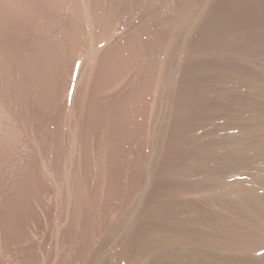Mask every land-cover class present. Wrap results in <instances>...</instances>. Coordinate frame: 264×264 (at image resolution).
Instances as JSON below:
<instances>
[{"label":"rangeland","instance_id":"rangeland-1","mask_svg":"<svg viewBox=\"0 0 264 264\" xmlns=\"http://www.w3.org/2000/svg\"><path fill=\"white\" fill-rule=\"evenodd\" d=\"M77 1L0 0V264H166V247L153 238L187 233L172 229L170 212L200 228L208 206L162 162L189 166L212 150L230 161L233 145L263 158L264 0H90L91 37L102 45L92 75ZM240 1L262 12L245 16ZM154 26L174 41L164 68L173 75L171 85L157 76L140 99L139 49ZM174 186L184 188L176 210ZM156 196L174 208L162 221L146 214Z\"/></svg>","mask_w":264,"mask_h":264},{"label":"bare ground","instance_id":"bare-ground-1","mask_svg":"<svg viewBox=\"0 0 264 264\" xmlns=\"http://www.w3.org/2000/svg\"><path fill=\"white\" fill-rule=\"evenodd\" d=\"M98 1V0H97ZM101 1V0H100ZM151 2L152 0H148ZM235 1V0H233ZM246 1V0H245ZM248 1V0H247ZM47 2V1H46ZM76 2H78L76 0ZM93 1L90 0H80L79 4V14L82 15V24L81 22L76 24L80 26V31L78 30L79 34L82 30L85 32V37L87 35L86 41H88L86 48V61H84V66L88 67L87 70L89 71V75H92V69L94 67L95 62V55H97V52L99 51L100 46H102L100 43L101 41L94 42L93 40V32L92 30V19L89 14V9L90 5ZM232 2V1H231ZM239 2V1H238ZM244 2V1H242ZM251 2V1H250ZM248 2L246 5L240 7L239 6L243 3H238V7H236V13L239 12H244L245 16H248L249 14H253L254 11L259 12L260 10L258 9L260 6L257 4H254L253 2L250 3ZM73 3V2H72ZM155 3V2H154ZM93 4V3H92ZM235 4V3H234ZM260 4V3H259ZM77 5V4H76ZM75 5V6H76ZM100 5V4H99ZM72 6V5H71ZM74 6V4H73ZM234 7V8H235ZM74 8V7H73ZM76 8V7H75ZM230 8V7H229ZM233 8V9H234ZM92 9V8H91ZM77 10V9H75ZM160 10V9H159ZM229 10V9H228ZM78 11V10H77ZM234 11V10H233ZM238 12V13H239ZM241 12V14H242ZM262 12V10L260 11ZM74 13V12H73ZM91 13V11H90ZM228 13V12H227ZM235 13V16H236ZM234 14V13H233ZM247 14V15H246ZM260 14V13H258ZM256 13V15H258ZM80 15V16H81ZM161 15V13H160ZM228 15V14H226ZM240 15V14H239ZM244 15V14H243ZM254 15V14H253ZM252 15V16H253ZM254 15V16H256ZM250 16V15H249ZM248 16V17H249ZM251 16V17H252ZM217 17V16H216ZM224 17V16H223ZM261 17V15H260ZM263 17V15H262ZM74 18V17H73ZM220 18V17H218ZM80 19V18H78ZM225 19V18H224ZM240 19V18H239ZM243 19V18H242ZM241 19V20H242ZM250 19V18H249ZM95 20V19H94ZM158 20V19H157ZM159 20H161L159 18ZM219 20V19H218ZM245 21V20H244ZM95 22V21H94ZM93 22V23H94ZM225 22V21H224ZM239 22V21H238ZM246 22V21H245ZM164 23V21H162ZM223 24V23H222ZM221 24V25H222ZM166 25V24H165ZM158 26V25H157ZM162 26V25H161ZM220 26V24H219ZM75 27V26H73ZM83 27V28H82ZM96 27V26H95ZM222 27V26H221ZM82 28V29H81ZM116 28V27H115ZM156 26L153 27V29H145L143 31V34L146 35V39L141 45V48L138 50L139 54H141L144 58L145 61V69L143 70V74L141 78L140 88L138 90H135V94L138 95V97H141L145 94L143 93V90L145 88L149 87L153 84L155 78L157 76H161L164 80V82H167L168 84L171 82V77H172V70L168 69L169 65L171 64V61L169 62V59L171 55L173 56L175 51V48L172 49L171 43L174 41L171 39H168L165 37L162 33H159L156 31ZM163 28V27H162ZM167 28V27H166ZM160 30V29H159ZM158 30V31H159ZM163 30V29H162ZM166 30V29H165ZM170 30V29H169ZM164 31V30H163ZM168 31V30H167ZM173 31V30H172ZM222 31V30H221ZM225 31V30H224ZM223 31V32H224ZM76 31L75 34L78 33ZM166 33V32H165ZM164 33V34H165ZM234 33V32H233ZM142 34V35H143ZM236 35V34H235ZM92 36V37H91ZM141 36V35H140ZM139 36V37H140ZM144 36V35H143ZM168 36V35H167ZM170 36V35H169ZM227 36V35H225ZM236 37V36H235ZM73 39L74 43L76 44L79 40L78 37ZM82 37H80L81 40ZM217 39V37H215ZM232 39V37H230ZM132 39V38H131ZM140 39V38H138ZM234 39V37H233ZM130 40V38H129ZM70 41V40H69ZM85 41V43H86ZM140 41V40H138ZM171 41V43H170ZM173 41V42H172ZM212 41V40H211ZM242 41V40H241ZM80 42V41H79ZM83 42V41H82ZM127 42V41H126ZM130 42V41H129ZM127 43V46L129 48L131 47L132 49H128L129 51H133V49L136 48V44L133 41V44H135V47L131 44L132 40L130 43ZM233 42V40H232ZM244 42V41H243ZM84 43V42H83ZM139 43V42H138ZM79 44V43H77ZM129 44V45H128ZM131 44V46H130ZM185 44V43H184ZM234 44V43H233ZM232 44V45H233ZM239 44V43H236ZM72 45V44H71ZM70 45V48H72ZM74 45V44H73ZM72 45V46H73ZM126 45V43H125ZM225 45V44H224ZM243 45V44H242ZM79 49L76 47L75 52L80 51L81 44H79ZM126 49L127 47L124 46ZM134 47V48H133ZM69 48V50H70ZM122 49V50H123ZM73 50V49H72ZM71 50V51H72ZM120 50V49H119ZM136 50V49H135ZM102 51V50H101ZM124 51V50H123ZM137 51V52H138ZM141 52V53H140ZM242 52V51H241ZM129 53V52H128ZM133 53V52H132ZM135 53V51H134ZM133 53V54H134ZM132 54V55H133ZM115 55V54H114ZM119 55V54H118ZM135 55V54H134ZM115 57V56H114ZM233 57V56H232ZM75 58V57H74ZM133 58V57H132ZM139 58V57H138ZM123 59V58H122ZM82 60V59H81ZM121 60V59H120ZM97 61V60H96ZM139 61V60H138ZM120 64V63H119ZM221 64V63H220ZM167 65V66H166ZM98 66V63H97ZM144 66V65H143ZM165 67H168V71H164ZM99 68V67H98ZM84 69V68H83ZM163 69V70H161ZM220 69V68H219ZM86 70V69H85ZM84 70V71H85ZM95 70V69H94ZM82 71V70H81ZM139 71V70H138ZM92 72V73H90ZM140 72V71H139ZM142 72V71H141ZM83 73V72H82ZM138 73V72H137ZM86 74V72H85ZM84 74H80L79 76H82ZM84 77V76H83ZM87 77V76H86ZM84 77V78H86ZM90 77V76H89ZM92 77V76H91ZM80 78V77H79ZM78 78V79H79ZM87 79V78H86ZM84 79V80H86ZM80 80V79H79ZM83 80V79H81ZM83 80V81H84ZM162 80V81H163ZM90 82V81H89ZM166 83V84H167ZM89 84V83H88ZM87 84V85H88ZM134 84V83H133ZM85 85V84H84ZM159 85V84H158ZM171 85V84H169ZM168 85V86H169ZM137 87V86H135ZM133 87V88H135ZM138 88V87H137ZM135 88V89H137ZM148 89V88H147ZM146 89V90H147ZM154 89V88H153ZM152 89V90H153ZM156 89V88H155ZM145 90V91H146ZM151 90V91H152ZM157 91V90H156ZM132 96H134V91H132ZM143 93V95H142ZM151 93V92H150ZM155 93V92H154ZM156 95V94H154ZM130 97V98H131ZM137 99H136V98ZM138 97L135 95L134 98H132L131 101H136L139 100ZM151 97V96H150ZM156 98V97H155ZM134 99V100H133ZM143 99V98H142ZM162 99V98H161ZM153 101V100H152ZM132 102V103H133ZM141 103V102H140ZM134 106H137L136 103H133ZM133 106V107H134ZM122 110V109H121ZM130 110V109H129ZM127 111V109H126ZM124 112V111H123ZM122 113V112H121ZM126 113V112H125ZM119 116V115H118ZM128 117V116H127ZM124 118V116H123ZM154 118V117H153ZM262 118V117H261ZM121 119V118H120ZM128 119V118H127ZM122 120V119H121ZM261 120V119H260ZM126 119H124V122ZM262 121V120H261ZM74 122V121H73ZM123 122V123H124ZM167 123V122H166ZM148 124V123H147ZM158 124V123H157ZM260 124V123H259ZM129 125V124H128ZM165 125V124H164ZM264 125V124H263ZM125 126V125H124ZM144 126V125H143ZM115 127V126H114ZM153 127V126H152ZM135 128V127H134ZM137 128V127H136ZM139 128V127H138ZM143 128V127H142ZM141 128V129H142ZM159 128V126H158ZM156 129V128H155ZM164 129V128H163ZM264 129V127H263ZM262 129V131H263ZM74 130V129H73ZM134 130V129H133ZM140 130V129H139ZM143 130V129H142ZM152 130V129H151ZM159 130L156 129L155 132ZM250 130V129H249ZM115 131V130H114ZM119 131V130H118ZM160 131V130H159ZM165 131V130H164ZM142 132V131H141ZM154 132V133H155ZM251 132V131H250ZM259 132V131H258ZM75 133V132H74ZM123 133V132H121ZM129 133V132H128ZM133 133V132H132ZM135 133V132H134ZM147 133H149L147 131ZM157 133V132H156ZM155 133V134H156ZM160 133V132H158ZM157 133V134H158ZM255 133V132H254ZM127 134V133H126ZM164 134V133H163ZM109 135V134H108ZM116 135V134H115ZM160 135V134H158ZM149 136V135H148ZM260 136V135H259ZM258 136V137H259ZM73 137V136H72ZM132 137V136H131ZM152 137V136H151ZM158 137V136H157ZM125 138V136H124ZM146 138V137H145ZM154 138V137H153ZM162 138V137H161ZM261 138V137H260ZM108 139V138H107ZM113 139V137L111 138ZM144 139V138H143ZM141 139V140H143ZM118 140V138H117ZM139 140V139H138ZM137 140V141H138ZM149 140V139H148ZM103 141V140H102ZM114 141V140H113ZM152 141V140H151ZM160 141V140H159ZM135 142V140L133 141ZM142 143V142H141ZM155 143V142H154ZM201 143V142H200ZM105 144V143H104ZM114 144V143H113ZM143 144V143H142ZM147 144V143H146ZM204 144V143H203ZM257 145V150L258 152L263 156L261 159H255L253 156H249L247 153V150H240L241 148L238 146H230L227 149V154L230 158L232 157V160L230 161H225V162H218L216 161L217 156L215 155L216 151H205L207 153V158L205 159L206 161L204 162H199V163H190L189 166H183L185 165H177L174 164L173 162L166 161L161 164V169H165V171H172L175 172V177L173 179H177V181L185 188V190H188L193 193H197L201 198L204 199V202L206 206H208L206 211H203L202 213H199V221H201V226L200 228H194L191 227L188 222H190V218L188 217H181L177 216L176 212L171 214V216L168 217L171 218V222L175 226L172 227L174 230H178L179 228H185L187 233L184 236L177 237L174 235V239L168 238L165 239L164 235L161 233L158 234L156 237H152L153 239L156 238L155 242H158L165 245V252L161 253V255L166 256L168 258V263L166 264H206L205 262L210 259V261H215L214 264H264V171H260L259 168L257 167L262 165L261 163L264 162V139H259L258 142L256 143ZM110 145V144H109ZM108 145V146H109ZM201 145V144H200ZM199 145V146H200ZM126 146V145H125ZM130 146V145H129ZM149 146V145H148ZM229 146V145H228ZM124 147V146H123ZM128 147V146H127ZM155 147V146H154ZM163 147V145H162ZM206 147V146H205ZM132 148V147H131ZM144 148V147H143ZM142 148V149H143ZM200 148V147H199ZM203 148V147H202ZM106 149V147L104 148ZM115 149V148H114ZM119 149V148H118ZM130 149V148H129ZM138 149V148H137ZM147 149V148H146ZM150 149V148H149ZM162 149V148H161ZM201 149V148H200ZM207 149V148H206ZM205 149V150H206ZM151 150V149H150ZM160 150V149H159ZM209 150V149H207ZM253 150V149H252ZM103 151V150H102ZM120 151V150H119ZM125 151V150H124ZM141 151V150H140ZM131 152V151H130ZM225 152V151H224ZM132 153V152H131ZM146 153V152H145ZM150 153V152H149ZM104 154V153H103ZM102 154V155H103ZM127 154V152H126ZM218 154V153H217ZM99 155V154H98ZM113 155V154H112ZM117 155V154H116ZM147 155V154H146ZM99 157V156H98ZM97 157V158H98ZM103 157V156H101ZM150 157V156H149ZM219 157V156H218ZM228 157V158H229ZM133 158V157H132ZM229 158V159H230ZM143 159V157H142ZM150 159V158H149ZM234 159V160H233ZM153 160V159H152ZM101 161V160H100ZM128 161V160H126ZM125 161V162H126ZM144 161V160H143ZM98 162V160H97ZM135 167L133 168V172L135 171L138 173V165H140L141 162V154L137 153V156L134 160ZM177 162V161H176ZM110 163V161H109ZM150 163V162H149ZM178 163V162H177ZM106 164V163H105ZM264 164V163H263ZM138 166V167H137ZM181 166V168H180ZM129 167V166H128ZM141 167V165H140ZM142 168V167H141ZM157 168V167H156ZM155 168V169H156ZM255 168V169H254ZM129 169V168H128ZM264 169V168H261ZM139 170H141L139 168ZM162 171V172H163ZM246 172V173H245ZM122 173V172H121ZM132 173V172H131ZM101 174V173H100ZM166 174V173H165ZM168 175V174H166ZM187 175L191 176H196V178H189ZM135 176V174H134ZM163 176V175H162ZM171 176V175H170ZM103 177V176H102ZM133 177V176H132ZM155 177V176H154ZM126 178V177H125ZM135 178V177H134ZM144 179V178H143ZM162 179V178H161ZM164 179V177H163ZM163 179L161 181H163ZM101 180V179H100ZM159 180V179H158ZM167 180V181H166ZM166 182H170L171 180L166 179ZM144 182V180H142ZM149 181V180H148ZM176 181V182H177ZM172 182V181H171ZM174 181V183H176ZM160 183V182H159ZM162 183V182H161ZM163 182L162 184H164ZM173 183V185H174ZM160 184V185H162ZM135 185V184H134ZM143 183H141V186ZM149 185V184H148ZM151 185V184H150ZM140 186V187H141ZM156 186V185H155ZM166 186V185H165ZM180 186V185H179ZM129 187V186H128ZM131 187V186H130ZM150 187V186H149ZM169 187V186H168ZM175 187V188H174ZM175 191L169 192L170 196L168 194V197L174 199V205L175 210L177 209V206H181L182 201L180 193L182 192V187L180 189H177V186H174ZM103 188V187H102ZM122 188V187H121ZM144 187H141L143 191ZM157 188V187H156ZM167 188V187H166ZM170 188V187H169ZM168 188V189H169ZM179 188V187H178ZM130 189V188H129ZM138 189V188H137ZM139 189V192H141ZM184 190V191H185ZM153 191V190H152ZM99 192V191H98ZM101 192V191H100ZM128 193V192H127ZM139 194V193H138ZM165 194V193H164ZM163 194V195H164ZM111 195V194H110ZM158 195V194H157ZM160 195V193H159ZM162 195V196H163ZM95 196V195H94ZM113 196V195H112ZM116 196V194H115ZM129 196V195H128ZM131 196V194H130ZM129 196V198H130ZM161 196V195H160ZM158 200L155 201V204L153 203L151 211H149L147 216L148 219L152 218L151 216L154 214L158 216V220L164 215L165 212L168 213V211L173 210L174 208H169L167 207L166 199L163 197H158L156 196ZM106 198V197H105ZM101 200V199H100ZM107 200V199H106ZM131 200V199H130ZM170 200V199H169ZM104 201V200H103ZM108 201V200H107ZM138 201V200H137ZM168 201V200H167ZM172 201V202H173ZM139 203V202H138ZM125 204V203H124ZM127 204V203H126ZM125 204V205H126ZM130 204V203H129ZM171 205V204H170ZM183 205V204H182ZM148 206V205H147ZM119 207V206H118ZM127 207V206H126ZM150 207V208H152ZM115 208V207H114ZM133 208V207H132ZM180 208V207H178ZM125 209V207H124ZM132 210V209H131ZM150 210V209H149ZM168 210V211H167ZM178 211V210H177ZM164 212V213H163ZM117 213V211H116ZM160 216V217H159ZM186 216V215H185ZM129 217V216H128ZM135 217V216H134ZM110 219V218H109ZM115 219V218H114ZM168 219V218H167ZM166 219V221H168ZM147 220V219H146ZM161 220V219H160ZM159 220V221H160ZM120 221V220H119ZM157 221V220H156ZM158 221V222H159ZM162 221V220H161ZM132 222V221H131ZM129 223V222H128ZM167 223V222H166ZM131 224V223H130ZM200 224V225H201ZM126 225V223H125ZM170 225V224H168ZM113 226V225H112ZM120 226V225H119ZM180 226V227H179ZM127 227V226H126ZM112 228V227H111ZM142 228V227H141ZM183 228V229H184ZM109 229V228H108ZM166 229V227H165ZM171 229V230H172ZM162 230V229H161ZM105 231V230H104ZM180 231V230H179ZM178 231V232H179ZM182 231V230H181ZM118 232V231H117ZM159 232V231H158ZM157 232V233H158ZM165 231H162V233ZM171 232V231H170ZM177 232V233H178ZM183 232V231H182ZM181 232V234H182ZM175 233V232H174ZM180 236V233H178ZM155 235V234H154ZM172 235V234H171ZM141 236V235H139ZM116 237V236H115ZM152 241V240H151ZM154 242V243H155ZM151 247V246H150ZM155 247V246H154ZM163 247V249H164ZM153 248V247H152ZM151 252V251H150ZM159 255V257L161 256ZM165 258V259H166ZM208 258V259H207ZM164 259V260H165ZM212 259V260H211ZM206 260V261H205ZM209 261V260H208ZM209 261V262H210ZM208 262V263H209ZM211 263V262H210Z\"/></svg>","mask_w":264,"mask_h":264}]
</instances>
